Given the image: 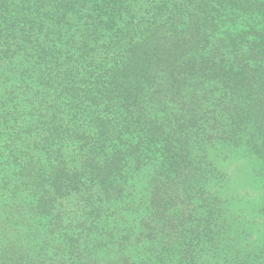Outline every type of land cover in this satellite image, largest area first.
<instances>
[{"label":"trees","instance_id":"16d2710c","mask_svg":"<svg viewBox=\"0 0 264 264\" xmlns=\"http://www.w3.org/2000/svg\"><path fill=\"white\" fill-rule=\"evenodd\" d=\"M0 264H264V0H0Z\"/></svg>","mask_w":264,"mask_h":264}]
</instances>
